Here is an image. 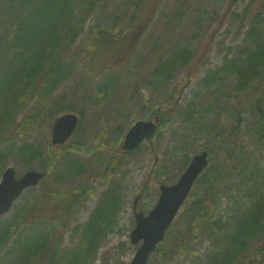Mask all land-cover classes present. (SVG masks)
<instances>
[{"label":"trees","instance_id":"1","mask_svg":"<svg viewBox=\"0 0 264 264\" xmlns=\"http://www.w3.org/2000/svg\"><path fill=\"white\" fill-rule=\"evenodd\" d=\"M194 1L178 0L167 12L163 9L165 0H118L116 3L111 0H14L10 10L3 9L5 17H0V174L10 158L25 169L35 165L42 170L49 167L41 149L27 143L17 145L10 139L12 128L19 135L30 131L49 134L58 115L71 111L84 116V105L90 98L97 95L106 98L110 91L118 99L115 105L118 110L112 117L115 120L124 119L122 108L128 100L136 99L138 106L143 107L144 102L138 97L139 79L149 60L154 59L147 56L150 51L143 48V42L146 38L150 41L152 55L164 52L185 27ZM250 7L246 6L235 16L241 27L251 18L246 33L251 50H241L234 56H230L229 50L221 65L209 69L202 78L210 92L207 105L199 110L198 106L189 109L186 115L189 125L195 124L194 115H206L198 121L194 135L203 133L213 143V148L208 150L209 165L196 180L178 220L174 219L146 264L153 257L158 259L157 264H176L181 255L193 251L198 238L209 240L217 247L197 264H264V190H261L264 168L256 160L247 165L244 156L238 158L242 166L235 175L231 173L237 164H232L231 171L227 168L231 164L224 161L210 165L238 131L239 118L233 115H238L240 109L250 108L259 114L258 126L250 137L258 141L264 138V75L257 71L264 65V34L258 32L260 18L250 14ZM158 21L161 32L146 37L151 25ZM9 24L10 33L1 34ZM191 56L192 52L186 48L171 52L152 70L156 81L166 82L173 63L187 66ZM100 74L105 76L96 81V75ZM231 74L237 76L233 89L245 90L247 98L232 99L227 109L229 90L223 82ZM259 74L262 76L259 81H253ZM121 76L126 78L125 84L120 82ZM63 82L72 86H62ZM172 105L165 103V109L157 111L151 106L159 122L149 143H153L161 128L173 122ZM106 129L105 126L103 132L98 130L99 135ZM147 142L145 149L149 147L151 154L153 151ZM91 143L90 153L105 145L96 137ZM78 150H73L66 160L61 159L68 170L82 169L80 164L84 162L78 158ZM50 152L52 157L63 153L54 146H50ZM232 155L230 151L228 157ZM188 158L185 154L183 166ZM46 184L47 178H44L40 188L39 185L27 188L22 203L12 208L8 218L0 219V264H90L101 240L115 225L119 198L110 188L88 222L78 225L77 240L71 245L64 244L63 231L68 228L72 204L89 190L81 184L70 183L65 189H59L57 183ZM253 241L260 244L250 249Z\"/></svg>","mask_w":264,"mask_h":264},{"label":"rangeland","instance_id":"2","mask_svg":"<svg viewBox=\"0 0 264 264\" xmlns=\"http://www.w3.org/2000/svg\"><path fill=\"white\" fill-rule=\"evenodd\" d=\"M111 1L116 3L118 0ZM177 1L165 0L163 4L165 12L172 9ZM251 1L195 0L185 27L182 28L175 40H171L169 47L164 52L152 55V44L146 38L143 42V48L150 51L147 55L149 59L151 57L154 59L149 60L147 68L139 79L140 93L138 97L144 102L143 107L138 106L136 99L128 100L122 108L125 113L124 119L115 120L112 117L118 110L115 107L118 101L116 95L110 91L108 96L104 97L105 99L99 98L100 95L90 98L84 105L86 114L83 118L82 128L78 129L70 140L59 148L63 152L62 154H54L52 157L49 142L50 134L30 131L28 134L19 135L16 128L9 131L10 139L15 141L17 145L32 144L42 150L46 165H49L45 169L47 171L46 185L57 183L59 189H65L71 186L70 183L73 186L81 184L83 188L89 190V193L77 197L72 204V211L67 217L68 228L63 231L64 244L71 245L77 240L78 225L88 222L107 190L112 188L118 194L119 207L114 216L115 225L107 231L101 240L90 264H128L139 246V243L132 244L129 239L130 232L134 227L133 223H135L133 222L132 208L136 196L142 194L137 202L138 210L142 207L151 208L158 197L159 185L174 182L183 172L182 164L185 154L190 157L194 151L198 153L203 148L205 150L213 148V143L208 140L205 134L194 135L198 121L206 115L197 112L199 114L193 117L194 125H189V118L186 115L189 109L198 106L199 110L207 105L206 101L210 97V92L202 83V78L206 72L221 65L224 55L229 50L230 56H234L240 54L241 50L247 51V49L251 50L252 48L246 39L251 18L248 19L245 27H241L235 14H240L246 6L251 5L250 14L252 16L256 14L260 18L258 32L264 34V1ZM13 2L14 0H0V17H5H3L5 14L3 9L10 10V5ZM10 31L9 24L7 30L1 34L6 36ZM160 32L161 22H154L149 32L146 33V37L155 36ZM170 34L173 35L172 32ZM185 48L192 52L189 64L182 66L180 63L174 62L168 80L158 83L154 76L155 73L152 71L154 67L159 62L166 60L171 52H181ZM257 71L264 75V65L259 67ZM104 76L105 74L96 75V81ZM236 77V75L231 74L223 82L225 88L227 87L226 90H229L230 99L226 103L227 109L230 108L232 99H239L241 96L247 98L245 90L233 89L237 81ZM261 77L259 74L253 81H259L258 79ZM120 82L125 84L126 78L121 76ZM62 86L70 87L72 83L63 82ZM210 90L213 91L214 88L211 86ZM205 94L206 96H204ZM214 94L217 95L218 92L215 91ZM119 98L121 99V97ZM174 102L173 122L167 123L160 129V133L152 141L153 143L147 142L151 145L153 153L148 152L149 147L145 149L146 144L132 153H124L120 149L121 140L131 120L137 117L148 119L151 106L155 107L165 103L172 105ZM233 116L239 118L237 120L239 122L238 131L229 139L228 143L222 146V150L218 151L210 165L216 164V161H224L226 164H231L227 167L228 171H231V169L233 170L232 164H237L231 173L235 175L242 166L237 162L238 158L244 156L243 160L247 165H252L253 161L256 160L264 168V138L258 141L250 137L253 130L258 126L259 114L253 109L245 108L240 109L238 115L234 113ZM109 118L112 120L108 122ZM105 126L108 129L99 135L98 130L103 132ZM112 126L113 130L111 129ZM95 137L98 141L102 140L105 145L100 149L94 148L93 152L90 153L91 141ZM76 148L79 149L78 158L84 162L80 166L84 165V167L79 171H71L65 168L61 159L66 160ZM229 148L233 149L230 150ZM230 151L233 155L228 157ZM6 165L13 166L17 176H21L27 170L12 158L7 161ZM34 168L40 169L36 165ZM261 190H264V183ZM26 196L27 194H24L19 197L13 207L20 205ZM11 211L0 219L8 218ZM178 216L179 214L175 219L178 220ZM84 236L85 232L83 239ZM259 244L260 242L253 241L249 247L255 249ZM216 247L215 243L212 244L209 240L201 241L198 238L193 244V251L181 255L176 264H197L207 252ZM157 262L158 259L153 257L150 264H157Z\"/></svg>","mask_w":264,"mask_h":264},{"label":"water","instance_id":"3","mask_svg":"<svg viewBox=\"0 0 264 264\" xmlns=\"http://www.w3.org/2000/svg\"><path fill=\"white\" fill-rule=\"evenodd\" d=\"M157 119L155 117V121H136L125 135L122 148L132 149L144 138H149L154 131ZM77 123L78 117L74 113H65L59 116L52 126V143H63L72 134ZM207 163L205 151L194 155L175 183L160 186L157 202L147 215L142 212L136 213V225L131 231L130 238L133 243L141 240V244L129 264L146 263L151 251L163 239L165 230L183 204L194 180L203 171ZM43 176L44 172L28 170L17 178L14 169L8 166L0 178V215L9 211L14 200L25 188L36 185Z\"/></svg>","mask_w":264,"mask_h":264}]
</instances>
